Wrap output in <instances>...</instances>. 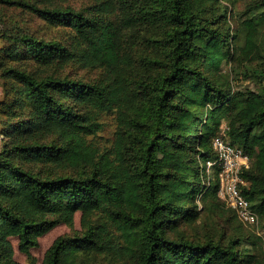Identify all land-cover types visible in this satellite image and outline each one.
I'll return each mask as SVG.
<instances>
[{"label":"trees","instance_id":"16d2710c","mask_svg":"<svg viewBox=\"0 0 264 264\" xmlns=\"http://www.w3.org/2000/svg\"><path fill=\"white\" fill-rule=\"evenodd\" d=\"M61 1L0 0V264H35L39 238L78 212L41 264H264V0ZM235 64L253 85L235 87ZM223 122L250 157L241 189L262 232L207 170Z\"/></svg>","mask_w":264,"mask_h":264},{"label":"rangeland","instance_id":"374dc122","mask_svg":"<svg viewBox=\"0 0 264 264\" xmlns=\"http://www.w3.org/2000/svg\"><path fill=\"white\" fill-rule=\"evenodd\" d=\"M59 2H63L61 0H58ZM73 5L76 7H82L83 5L87 4L90 0H69ZM7 14H12L16 16H21L22 14L19 12L12 13V10H7ZM28 25L35 28L34 30H38L39 33L47 35V36H59L64 35L66 33V30L62 27H52L47 25L46 23H43L41 20H36L33 16H28ZM3 43V39H0V46ZM234 67V68H233ZM231 75L234 79L235 87L236 88H243L248 85H253L252 81L247 79L245 75L243 74V66L240 64H235L231 67ZM80 73H85L87 77H93L98 76L99 72L97 70H89L85 72V70H81ZM3 96V86H2V79L0 78V98ZM116 126V120L113 119L112 116H108L105 123V130H103L101 133L102 135V141L105 143H110V138L113 135V131ZM1 139V135H0ZM219 219L216 217V220L214 218H211L209 220H203L201 224H199V229L203 233H212L216 234L219 230ZM81 215L80 213H76L74 223L73 225H69L67 223H61L55 227H53L51 230H49L47 233H45L43 236L39 238V244L32 249V252L35 256V264H41L45 255V252L47 248L51 245V243L54 241V239L61 235V234H70L77 229H81ZM262 226L259 225L258 229L260 232ZM257 228H254L253 230H256ZM195 230H197L196 226L190 227V229H187L188 233H195ZM12 242L15 247V257L20 262H25L27 259V256L21 252L18 248V238L13 237ZM84 264H126L125 261L121 258L111 256L110 254L106 255H97L93 259L91 256L86 257L84 259ZM93 260V261H92Z\"/></svg>","mask_w":264,"mask_h":264},{"label":"built area","instance_id":"2783aa9c","mask_svg":"<svg viewBox=\"0 0 264 264\" xmlns=\"http://www.w3.org/2000/svg\"><path fill=\"white\" fill-rule=\"evenodd\" d=\"M225 129L226 122H223L222 133L213 140V147L217 152L218 160H209L207 170L209 171L215 165L220 167L219 197L236 210L241 220L258 227L259 216L251 208L250 202L241 189V185L245 183L241 171L250 166V157L242 148L233 145L224 137Z\"/></svg>","mask_w":264,"mask_h":264}]
</instances>
